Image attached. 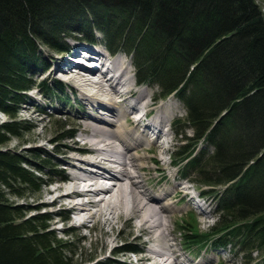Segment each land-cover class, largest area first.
Returning a JSON list of instances; mask_svg holds the SVG:
<instances>
[{"label": "trees", "instance_id": "1", "mask_svg": "<svg viewBox=\"0 0 264 264\" xmlns=\"http://www.w3.org/2000/svg\"><path fill=\"white\" fill-rule=\"evenodd\" d=\"M95 30L109 48L131 54L140 81L186 107L174 128L187 142L174 162L209 187L217 221L203 235L197 221L182 220L185 243L231 245L246 264L261 252L264 264V0H0V111L9 116L0 122V264H78L73 242L51 229V212L12 200L38 197L49 160L38 151L45 165L33 164L2 146L31 128L17 116L28 91L50 87L34 76L40 45L63 51L69 31L93 39ZM55 127L53 141L74 135L72 126ZM31 210L39 212L27 216Z\"/></svg>", "mask_w": 264, "mask_h": 264}, {"label": "bare ground", "instance_id": "2", "mask_svg": "<svg viewBox=\"0 0 264 264\" xmlns=\"http://www.w3.org/2000/svg\"><path fill=\"white\" fill-rule=\"evenodd\" d=\"M71 54L78 55L77 52ZM60 63L61 60L48 71L51 73L57 71ZM131 63L129 58L116 57L114 67L119 70V74L114 79L112 77H102L101 80L92 78L87 75L85 66H75L77 70L70 68L65 73L64 76L69 83L83 95L87 106L93 110L97 109V112H91L89 116H85L86 120L81 127L83 144L69 146L83 153L80 156L75 154L69 156L68 160L74 170L62 177L69 181L56 183L54 187L48 189V193L53 194L51 199L53 201L71 200L73 204L69 211L78 210L77 214L83 219L82 224L94 218L96 222L109 224L114 229L116 223L124 216L128 219L137 218L135 225L144 231V234L147 233L148 240L151 242V246L141 256L143 261L150 262L140 264H203L202 259L199 258L200 252L193 251L192 255H185L177 241L175 226L172 225L175 220L174 214L180 209L175 205L183 198L188 199V196L190 200L193 199L191 187L179 182L174 174L170 175L171 181H166L167 186H155L154 181L151 182L147 175L152 167L148 163L150 159L157 160L158 156L161 158L162 153L169 151L163 148L160 140L156 139V142L149 137L151 134L149 125L157 124L156 126H160L163 134L167 133L168 136L169 132L165 129L167 121L175 115L174 105L164 102L161 105V114L156 118L143 120L141 115L135 116L139 108H146L154 96L146 89L134 90L133 85L138 80L128 75ZM92 75L97 76L98 73L95 72ZM88 92L91 93L88 94ZM26 109L30 110L31 107L26 106ZM32 124L35 126L39 123ZM39 136L44 139V131L39 132ZM23 141H19L18 144H22ZM153 142H156L158 148H163L158 156L148 154L156 150L151 146ZM167 142L170 144L168 140ZM40 144H46V142L42 140ZM200 147L202 148L201 144L197 149ZM175 152L173 151L170 155L174 157ZM161 161L162 164H157L155 167L157 171L165 169L167 162L164 158H161ZM173 162L170 160L169 164ZM111 179L113 182L109 183ZM82 184H84L83 187H81ZM104 192L110 197L106 199L101 196ZM77 197L87 199L82 200L81 203L74 202L73 199ZM201 211L207 214L206 208ZM211 227L202 234H209ZM107 233L110 234L111 231ZM109 242L105 241V244ZM227 247L234 248L231 245ZM121 249L126 251L128 248L121 247Z\"/></svg>", "mask_w": 264, "mask_h": 264}, {"label": "rangeland", "instance_id": "3", "mask_svg": "<svg viewBox=\"0 0 264 264\" xmlns=\"http://www.w3.org/2000/svg\"><path fill=\"white\" fill-rule=\"evenodd\" d=\"M68 33L73 34V32L71 31H69ZM97 35L103 38L102 33L97 32ZM76 41L77 40H69L71 44H74ZM39 48L41 64H39L38 68H35L36 70L34 76L35 78H37V81L45 80L49 86L51 85V88L48 89V87H46V91L44 92L38 91V89H33L29 92L27 102L19 108L17 116L22 120H26L25 123L31 128L29 130H25L23 136L18 137L10 135V140L5 143L6 145H3L2 148H10L16 150L18 153H21L26 156V158H28L29 161L33 164L45 165L42 161H40V159L36 155H34L38 151H40L43 154V158L49 160V166L45 165V169L43 171L45 183L43 184L40 193H38V197H13L12 200L18 204L28 205L29 207L43 205L40 212H51V229L55 231L58 237H62L73 242L75 250L77 252L75 260L76 263L82 264L83 262V264H92L106 262L112 264L109 258L111 259L113 257L124 258L126 260H131L132 262H134V256L128 254V256L125 257L126 255L122 254V252L125 253V250L121 249V247L125 246L121 244H124L126 241H134V239L136 241V237L139 232L145 233L135 225L137 222V218L128 219L127 216H124L116 223L114 229H112L109 224H101L96 222L94 218L86 220L83 223L84 225L80 222V224L82 225L79 226L80 224L78 225L75 220L73 221L71 210L69 211L68 204L70 203H68V199H65L64 201L51 200L53 198V194H49L48 189L54 187L56 183L63 182L61 180L63 175L69 174L71 173V171L74 170L73 166H71L68 160L69 156H71V154L79 156L83 155V153L77 150H73L69 148V146L73 144L79 146V144L84 141L83 134L81 132V127H83V122L86 120L85 116H89L91 112H97V109H90L89 106H87V104L84 102L82 94L77 91L75 92L74 89H67V91L64 93L60 90H57L54 82L55 80L59 79V76L61 75L56 70L52 73L48 70L50 67L55 66L54 64L58 63V61L62 59V55H59L45 44H41ZM130 56L131 55L129 54V60L130 58L132 60V57ZM134 69L136 68L133 67V70ZM138 89H146L148 91H151L153 96L158 95V87L156 86V84H152L151 86H140L137 89L134 88L135 91H137ZM129 102H131V100ZM164 102H168L174 105V117H185L186 109L183 103L179 101L177 97L171 95L170 97H168V99H164ZM26 106L31 107L30 110H33L35 112L27 110ZM45 109L47 110V112H49V114L43 111ZM40 110L42 112L38 113V111ZM8 119V114L0 111V122H4V120ZM56 120L59 121L60 124L72 126V128L76 130L75 135L73 137L53 141L54 138H57V128L55 127ZM33 122H37L39 124L34 126L32 124ZM187 127V136H194L193 127ZM42 131H44L45 133L44 139L39 136V132ZM167 138V140L170 142V144L167 145V147H169V151L167 153L165 151V153L161 154V158H164V160H166L167 162L165 169L163 171H157L155 167L157 164H162L161 158H159L158 154L160 150L166 147H163L162 149L161 147L156 148V150L148 152V154L151 156H158V159H150L148 163L151 164L152 167H150L149 171L147 172V175L149 176L151 182L154 181L155 186H167L168 183L166 181L172 180L170 178L171 174L176 175L179 182H181L182 184H186L183 180V172L178 167L169 164V161L172 158L170 154L175 151L174 149H176V146L186 143L187 138L183 137L182 134L174 132L173 130L172 132H169ZM21 140H24L23 143L18 144V142ZM42 140H44L46 144L41 145L40 142ZM78 140L80 142H78ZM155 144V142L152 143V145L154 146ZM201 146L202 148L203 146L205 147V143H201ZM208 147L211 146L208 145ZM208 150L211 151V148H208ZM51 168H54L55 172L51 171ZM56 170H61V172H57ZM189 201L190 199L188 196V199L187 197L183 198L180 203L175 205L180 209L174 214L175 220L172 223V225L175 226V229H177L175 230V235L179 246L185 248L183 249L185 251V255H191L192 251L194 250L201 253L199 258L202 259L203 264H241V258L230 251L229 253H224L225 256L230 259L224 262L223 258L217 256L218 251H214L211 248L202 247L201 249L200 245H194L193 247L187 249L186 246H184V241L182 239V235L178 232V228L180 222H182V220H185V218L188 217L187 210L192 208ZM205 203V208L207 210V214H205V212L203 213L205 216L199 215L197 211L193 210V212L196 214L195 216L197 218L199 228L202 233H206L209 230V228L216 221L217 215L216 207L214 204L215 200L212 198V196L207 198ZM91 208L94 210L96 209L94 207ZM38 212V210L28 211L27 216L37 214ZM80 219L81 221H83L81 216ZM91 226H93V228H91ZM107 231H111V233L108 234ZM105 241L110 242L109 244H105ZM137 243L139 245H143L142 241H137ZM111 249L120 253H118L117 255H113V253H111ZM204 252H206V254ZM207 256H209V258H207Z\"/></svg>", "mask_w": 264, "mask_h": 264}]
</instances>
